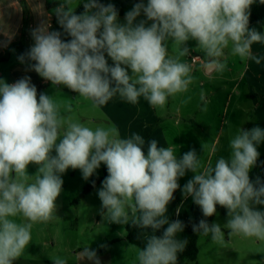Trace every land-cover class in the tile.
<instances>
[{
  "label": "clouds",
  "instance_id": "1",
  "mask_svg": "<svg viewBox=\"0 0 264 264\" xmlns=\"http://www.w3.org/2000/svg\"><path fill=\"white\" fill-rule=\"evenodd\" d=\"M254 2L148 0L145 5L141 0L126 13V24H120L112 4L87 0L84 12L77 15L80 0L75 5L74 0H63L53 11L71 39L65 42L61 32L38 27L32 31L34 45L18 59L34 61L30 67L40 77L77 92L91 102L93 110L117 96L133 105L143 97L152 108L163 109L170 97L187 93L196 79L191 65L182 59L190 54L185 46L189 40L197 41L209 66L219 70L227 66L220 60L225 49L241 61L261 63L252 45L264 44V34L249 27ZM141 12L153 21L151 26L146 27L144 20L134 25ZM169 39L176 48L174 56L169 55ZM190 100L189 96L182 102ZM73 112L69 99L44 93L37 98L30 77L13 84L0 80V264H13L21 257L35 224L56 218L61 174L69 168L79 169L87 180L101 163L108 171L98 191L104 219L151 229L145 247H136L132 264H178V254L185 251L188 241L177 234L185 225L166 213L186 170L195 175L183 186V195L193 198L204 217L215 215L219 205L227 209L229 219L224 227L230 230L229 237L264 241V211L254 208L264 205V182L259 177L253 182L249 176L260 155L257 145L264 141V128L238 127L229 140L230 155L220 156L213 164L205 163L194 149L177 159L172 146L158 147L155 139L148 141L145 153L143 136L132 133L121 138L115 124L92 128ZM30 163L38 166L34 175L28 174ZM193 231L201 237L211 234L213 243L225 244L217 223L210 225L202 219L193 224ZM82 255L84 260L101 264L89 247ZM51 260L68 264L60 256Z\"/></svg>",
  "mask_w": 264,
  "mask_h": 264
},
{
  "label": "crops",
  "instance_id": "2",
  "mask_svg": "<svg viewBox=\"0 0 264 264\" xmlns=\"http://www.w3.org/2000/svg\"><path fill=\"white\" fill-rule=\"evenodd\" d=\"M126 1V4L141 2V0ZM62 2L63 0H0V56L4 55L8 46L21 37L22 34H24L26 44L31 48L35 43L32 37L34 29L41 26H49L48 31H53V21L56 16L53 9L58 7ZM78 2L79 0H74V5ZM109 2L106 1L105 5L110 4ZM142 2L147 5L148 0H142ZM84 3L80 0L75 12L83 7ZM255 4L259 12V21L249 24V27L255 28L261 34H264V4H261L260 0H255ZM126 13L127 11L124 9L123 14L118 15V17L124 19ZM141 17H145L143 12L137 18ZM186 46L192 50H201L198 48L197 41L195 40L187 41ZM252 53L261 59L260 64H256L252 59L241 61L230 54V49H225L224 56L220 58L221 62H225L227 65L223 70L209 66V58L206 55L205 60L202 58L203 62L193 63L191 61V68L196 67L198 71H202L203 78L199 77L195 79L194 83L190 85L189 91L180 95V101L175 113L168 112L161 116L158 109L152 108L143 97L134 105L122 99L113 98L106 105L102 106L99 111L106 121V126L115 124L118 127L121 138H126L132 133L143 136L145 139V153L148 141L155 139L158 142V147L172 146L176 151L177 159L182 158L183 154L190 150L201 151L199 146H203L204 140L201 136L193 134V131L196 128L203 134L205 129V147H202L205 152L204 155L198 157H201L205 163L211 161L214 164L220 156L227 158L230 155V152H224L223 149L220 150V153H215L213 147L211 149L207 147V142L212 139L214 145L217 144L216 142L226 143V127L230 125L220 118V112L218 113V110L213 107H215L216 102L220 103L222 98L226 96L227 88L230 89V93L227 96L228 100L230 101L233 97L236 98L239 108H241L242 95L250 101L251 104L244 108L243 114L239 115L245 124H249L248 127L264 128V44L254 43L252 45ZM105 57L108 64L112 66L113 61L106 53ZM192 74L194 75L193 72ZM24 77H30L31 83L37 88V98H39V94L41 93L48 96V93H50L51 96L58 97L61 91L69 90L72 93L73 100L81 102L82 98L79 97V94L64 85H55L52 89V83L40 77L39 74L31 69L30 65L0 63V80L13 84ZM197 86H205V109L208 107L212 111L209 115L205 116V123L198 124L194 123L193 117L188 112L190 102L186 104L182 102L189 96L192 98L193 88ZM86 108L90 109L92 107L88 105ZM249 113H254V116L249 115ZM246 114L248 116L245 117ZM90 121H95V119L92 118ZM223 136L224 139L222 140ZM194 175L195 173L192 171L186 170L185 176L178 179V184L180 185L178 194L182 202L180 205L174 200L170 202L166 215L171 220L177 219L181 207L187 211L190 209L193 198L191 196L185 198L182 189ZM126 226L127 224L125 225V229ZM142 230L146 241L147 236L152 234L151 229ZM162 232L163 229L157 231L156 234L159 236L162 235ZM120 238L122 241L129 243L126 235ZM126 251L127 255L128 251H130L129 248H126ZM82 253V249H77V259L75 262L68 264H94L93 261L84 260ZM97 256L99 255L97 254ZM106 257L107 259L104 261V264H115L112 255L108 253ZM126 259L128 260V257Z\"/></svg>",
  "mask_w": 264,
  "mask_h": 264
},
{
  "label": "rangeland",
  "instance_id": "3",
  "mask_svg": "<svg viewBox=\"0 0 264 264\" xmlns=\"http://www.w3.org/2000/svg\"><path fill=\"white\" fill-rule=\"evenodd\" d=\"M84 1L85 0H81L83 3ZM120 1L125 3L124 9L127 12L131 11L136 4H126V0ZM109 3H115V1H110ZM141 20L146 21V27L151 26L153 23V21L147 20L145 16L136 18L133 22L134 25L138 24ZM118 23L126 24L125 18L118 17ZM167 46L169 55L174 56L176 54V48L171 39L167 41ZM189 50L190 54L182 59L187 61L190 65L191 58L194 56L200 55L205 60V54L202 50H192L191 48H189ZM128 72L129 75H131V69H129ZM192 72L196 79L199 77H201V79L203 78V72L198 71V68L192 67ZM51 88H54L53 85H51ZM193 91L188 112L191 117H193L194 123H205V116L212 112L208 107L205 109V86L194 87ZM229 91L230 89L227 88L226 96L222 98L220 103L216 102L215 107H213L218 110V113L220 112V118L230 125L226 127L225 137L227 144L225 142H216L217 144L214 145L213 139L207 142V147H209V149L213 147L215 153H220L221 149H223L224 152H229V140L235 134L238 127L245 130L254 128V126L248 127L249 124H245L243 119L239 116L243 114L244 108L251 104L248 98H245L244 95L241 96L242 102L241 108H239L236 98L233 97L230 101L228 100L227 96L230 93ZM48 94L51 96L50 93ZM57 98L71 100L75 111L71 113V115H74L81 123L92 128L98 125L106 126V121L99 110L86 108L88 105H91L89 101L84 99H81V102L77 100L74 101L72 93L69 92V90L61 91ZM179 101L180 95L170 97L166 106L163 109H158L159 115L162 116L168 112L175 113ZM249 115L254 116V113H249ZM246 116H248V114H246L245 117ZM92 118L95 119V121H90ZM193 134L203 138V145L205 147V129L202 134L195 128ZM221 139L223 140L224 136ZM202 147V145L199 146L201 151L195 150L197 156L204 155L205 151H203ZM257 150L260 153L259 157L264 155V141L257 145ZM52 155H56L55 150H53ZM105 167L106 165L101 163L96 173L87 180L82 177L81 170L79 169L74 170L69 168L64 174H61L63 185L61 194L56 200V218L47 223H37L34 225L30 244L21 257L14 261V264H53L51 258L56 256L66 258L68 263H73L77 259V249L84 250L85 247H89L90 250L96 251L99 255L98 258L101 264H104V261L107 259L106 254L108 253L113 256L115 264L132 263L135 258L136 246L133 247V245L122 241L120 238L126 235V224L110 223L101 215L102 202L99 199L98 191L101 189L102 183L75 204V200L81 195L90 181L95 177L103 176ZM37 170V165L31 163L28 165L27 171L29 175H34ZM254 208L264 211V205H254ZM228 219L227 209L223 207L212 222L221 226V230L225 234V244L217 245L213 243L211 241V234H209L208 237H201L199 235L197 243L199 253L197 260L195 262H189L188 264H264V241H258L254 237H229L228 232L230 230L224 227ZM101 245H104V247H101ZM126 248L130 250L127 255ZM126 257H128V260Z\"/></svg>",
  "mask_w": 264,
  "mask_h": 264
},
{
  "label": "trees",
  "instance_id": "4",
  "mask_svg": "<svg viewBox=\"0 0 264 264\" xmlns=\"http://www.w3.org/2000/svg\"><path fill=\"white\" fill-rule=\"evenodd\" d=\"M106 1L109 0H97V2L106 4ZM115 1L112 5L118 11V15H122L124 11V2L120 0H110ZM138 1V0H133ZM84 12V7L79 8L75 13L77 15L82 14ZM259 21V12L255 2L250 6V18L249 24H253ZM53 31L61 32V39L65 42H68L71 37L67 35L63 28L58 24L57 17L55 16L53 21ZM30 47L25 42L24 34L21 35L17 40L11 43L5 54L0 56V63H16V64H24V65H31L35 63L34 61H29L27 57H25V61L22 63L18 58L21 55L26 54L29 51ZM115 99H120L118 96ZM108 171L107 167L104 169V174L101 177L93 178L90 183L84 188L81 195L75 200V204H77L85 195L91 192L95 187L102 183V181L107 177ZM250 180L255 182L257 178L264 182V155L260 156L257 160L256 165L251 169L250 173ZM93 182H95V187H93ZM174 201H176L179 205L181 204L182 200L179 197L178 189L174 192ZM223 209V207L217 205V212L215 215L211 217H204L201 208L196 205L193 201L191 204L190 209L187 211L185 208L181 207L179 210V214L177 219L181 220L185 227L183 232L177 234V238L179 239H187L188 243L183 253L178 254V264H188L189 262H195L198 257V239L199 234L193 231V224H198L200 220H206L210 225L212 224L215 216ZM126 238L127 241L138 248L143 249L145 247V238L143 235V230L137 226H133L130 223L126 226Z\"/></svg>",
  "mask_w": 264,
  "mask_h": 264
},
{
  "label": "built area",
  "instance_id": "5",
  "mask_svg": "<svg viewBox=\"0 0 264 264\" xmlns=\"http://www.w3.org/2000/svg\"><path fill=\"white\" fill-rule=\"evenodd\" d=\"M191 61L193 63H200V62H203V59L200 56H194L193 58H191Z\"/></svg>",
  "mask_w": 264,
  "mask_h": 264
}]
</instances>
